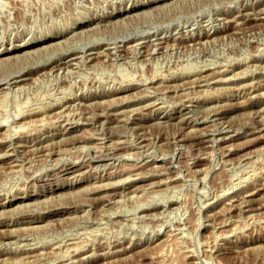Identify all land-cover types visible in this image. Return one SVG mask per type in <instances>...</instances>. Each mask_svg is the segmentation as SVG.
Returning <instances> with one entry per match:
<instances>
[{
    "label": "rangeland",
    "instance_id": "obj_1",
    "mask_svg": "<svg viewBox=\"0 0 264 264\" xmlns=\"http://www.w3.org/2000/svg\"><path fill=\"white\" fill-rule=\"evenodd\" d=\"M188 1L0 0V49L88 24L23 68L29 80L6 88L0 78V264H264V0ZM133 4L144 6L107 19ZM57 103L69 106L63 119L18 128ZM111 106L121 116L93 119ZM59 120L77 128L60 134Z\"/></svg>",
    "mask_w": 264,
    "mask_h": 264
},
{
    "label": "bare ground",
    "instance_id": "obj_2",
    "mask_svg": "<svg viewBox=\"0 0 264 264\" xmlns=\"http://www.w3.org/2000/svg\"><path fill=\"white\" fill-rule=\"evenodd\" d=\"M3 1V0H2ZM16 1V0H15ZM27 1V0H26ZM54 1V0H53ZM144 2H145V0H143ZM149 1V0H148ZM188 1V0H187ZM5 2V1H4ZM8 2V1H7ZM23 2V1H22ZM142 2V1H141ZM163 2V1H162ZM164 2H168V1H164ZM178 2V1H177ZM176 2V3H177ZM189 2V1H188ZM10 3V2H9ZM182 3V2H181ZM1 4V3H0ZM23 4H24V2H23ZM88 4V3H87ZM122 4V3H121ZM164 4V3H163ZM10 5V4H9ZM14 5V4H13ZM91 5V4H90ZM168 5V4H167ZM21 6V5H20ZM142 6H144V4H133V5H131L130 7H128V8H125V10H121V11H115V13L111 16V17H107V19L108 20H110V18H113V16H115V17H117V16H121V15H128L129 13H131V12H134V11H136L139 7H142ZM161 6V5H160ZM171 6V5H170ZM177 6H178V4H177ZM219 6V5H218ZM217 6V7H218ZM29 7V6H28ZM93 7V6H92ZM124 7V6H123ZM163 7V6H162ZM161 7V8H162ZM179 7V6H178ZM146 8H147V6H146ZM160 8V9H161ZM2 9V8H1ZM49 9V8H48ZM54 9V8H53ZM159 9V8H158ZM82 10V9H81ZM141 10V9H140ZM197 10V9H196ZM213 10V9H212ZM113 11V10H112ZM137 11H139V10H137ZM216 11V10H215ZM239 11V10H238ZM7 12V11H6ZM19 12V11H18ZM30 12V11H29ZM94 12V11H93ZM140 12V11H139ZM143 12V11H142ZM163 12V11H162ZM61 13V12H60ZM161 13V12H160ZM203 13V12H202ZM3 14V13H2ZM140 14V13H139ZM138 14V15H139ZM146 14V13H145ZM149 14V13H148ZM264 14V13H263ZM6 15V14H5ZM14 15V14H13ZM25 15H26V13H25ZM133 15V14H132ZM159 15V14H158ZM171 15V14H170ZM258 15V14H257ZM119 16V17H120ZM216 16H218V15H216ZM225 16V15H224ZM251 16V15H250ZM253 16V15H252ZM44 17H46V16H44ZM51 17V16H50ZM56 17V16H55ZM62 17V16H61ZM88 17V16H87ZM119 17H118V19H119ZM127 17V16H126ZM135 17H136V15H135ZM53 18V17H52ZM154 18V17H153ZM225 18V17H224ZM227 18V17H226ZM61 19V18H60ZM117 19V18H116ZM253 19H255V18H253ZM258 19H262V20H264V17H259ZM18 20V19H17ZM47 20V19H46ZM53 20V19H52ZM89 20V19H88ZM90 20H92L93 21V19H90ZM106 20V19H105ZM115 20V19H114ZM125 20V19H124ZM164 20H166V19H164ZM238 20V19H237ZM113 21V20H112ZM119 21V20H118ZM122 22H123V20H121ZM120 21V22H121ZM141 21V20H140ZM144 21V20H143ZM227 21H234L233 19H232V17H231V19L230 20H227ZM253 21V20H252ZM32 22V21H31ZM53 22V21H52ZM75 22V21H74ZM99 22V21H98ZM106 22H107V20H106ZM115 22V21H114ZM126 22V21H125ZM236 22V21H235ZM12 23V22H11ZM24 23V22H23ZM41 23V22H40ZM76 23V22H75ZM87 23V20L85 21V19L84 20H79V22L77 23V26L76 27H74V28H69L68 29V32L67 33H65V34H59L58 32H56V33H51V34H49L48 33V35H45V36H43V37H39V38H34V37H30V38H28V39H26V40H22L21 42H19V43H15V44H11V45H9L8 47L6 46L5 47V45H2L3 47L0 49V78L3 80H6L5 81V83H3V84H5L6 85V88L7 87H9V86H11V85H14V84H16V83H19V82H23V81H26V80H29V73H30V71L29 72H22L21 73V71L23 70V68L25 69V67H27L29 64H31V62H33L34 60H37V59H39V58H43V56L44 55H46V54H48L49 52H55V48H60V47H62V44L64 43V41L66 40L65 38H66V34H68V33H73V31L75 30L76 31V29L77 28H83V27H85V26H87L88 24H86ZM111 23V22H110ZM145 22H143V24H144ZM193 23V22H192ZM206 23V22H205ZM101 24V23H100ZM104 24H106V23H104ZM178 24V23H177ZM230 24V23H229ZM39 25V24H38ZM112 25V24H111ZM226 25V24H225ZM21 26V25H20ZM24 26V25H23ZM36 26V25H35ZM45 26V25H44ZM99 26V25H98ZM194 26V25H193ZM231 26V25H230ZM28 27V26H27ZM114 27V26H113ZM188 27V26H187ZM19 28V27H18ZM37 28V27H36ZM92 28V27H91ZM96 28V27H95ZM98 28V27H97ZM109 28V27H108ZM129 28V27H128ZM147 28V27H146ZM168 28V27H167ZM85 29H87V28H85ZM121 29V28H120ZM150 29V28H149ZM208 29V28H207ZM96 30V29H95ZM128 30V29H127ZM14 31V30H13ZM27 31V30H26ZM80 31V30H79ZM129 31V30H128ZM210 31V30H209ZM81 32H83L82 30H81ZM86 32V31H85ZM130 32V31H129ZM132 32V31H131ZM199 32V31H198ZM193 33V32H192ZM215 32H213V33H211V34H214ZM47 34V33H46ZM123 34V33H122ZM70 35V34H69ZM79 35V34H78ZM98 35V34H97ZM137 35V34H136ZM197 35V34H196ZM217 35V34H216ZM40 36V35H39ZM93 36V35H92ZM92 36H91V38H92ZM120 36V35H119ZM123 36V35H122ZM70 37V36H69ZM68 37V38H69ZM101 37V36H100ZM118 37V36H117ZM79 38V37H78ZM81 38V37H80ZM79 38V39H80ZM90 38V39H91ZM104 38V37H103ZM107 38V37H106ZM199 38V37H198ZM62 39V40H61ZM71 39V38H70ZM89 39V40H90ZM93 39V38H92ZM117 39V38H116ZM215 39V38H214ZM87 40V39H86ZM104 40V39H103ZM198 40V39H197ZM201 40V39H200ZM199 40V41H200ZM212 40V39H211ZM66 41H68V40H66ZM71 41V40H70ZM78 41V40H77ZM107 41V40H106ZM109 41V40H108ZM113 41H114V39H113ZM156 41H157V39H156ZM80 42V41H79ZM91 42H92V40H91ZM203 42V41H202ZM205 42V41H204ZM207 42V41H206ZM95 43V42H94ZM121 43V42H120ZM144 43V42H143ZM187 43V42H186ZM185 43V44H186ZM159 44V43H158ZM166 44V43H165ZM184 44V43H183ZM182 44V45H183ZM190 44V43H189ZM201 44V43H200ZM209 44V43H208ZM221 44V43H220ZM64 45V44H63ZM91 45H92V43H91ZM129 45V44H128ZM138 45V44H137ZM173 45V44H172ZM171 45V46H172ZM176 45V44H175ZM191 45H193V44H191ZM203 45V44H202ZM155 46V45H154ZM159 46V45H158ZM260 46V45H259ZM264 46V45H263ZM132 47V46H131ZM166 47V46H165ZM188 47V46H187ZM76 48V47H75ZM104 48V47H103ZM155 48V47H154ZM170 48V47H169ZM189 48V47H188ZM197 48V47H196ZM200 48V47H199ZM207 48V47H206ZM136 49V48H135ZM164 49V48H163ZM182 49V48H181ZM63 50V49H62ZM69 50V49H68ZM172 50V49H171ZM183 50V49H182ZM197 50V49H196ZM65 51H67V50H65ZM71 51V50H70ZM76 51V50H75ZM195 51V50H194ZM201 51V50H200ZM249 51V50H248ZM146 52V51H145ZM206 53V52H205ZM254 53H255V51H254ZM53 54V53H52ZM83 54V53H82ZM124 54V53H123ZM130 54V53H129ZM144 54V53H143ZM171 54V53H170ZM251 54V53H250ZM75 55H77V54H75V53H70L68 56H70V58L67 60V62H69V61H71V60H73V59H75L76 57H75ZM125 55V54H124ZM134 55V54H133ZM177 55H180V54H177ZM260 55V54H259ZM92 56V55H91ZM94 56H96L95 54H94ZM175 56H176V54H175ZM247 56V55H246ZM81 57V56H80ZM204 57V56H203ZM243 57V56H242ZM85 58V57H84ZM98 58V57H97ZM167 58V57H166ZM180 58V57H179ZM210 58V57H209ZM212 58V57H211ZM245 58V57H244ZM246 58H248V57H246ZM245 58V59H246ZM50 59V58H49ZM88 59V58H87ZM164 59V58H163ZM177 59V58H176ZM44 60V59H43ZM95 60V59H94ZM125 60H127V59H125ZM140 60V59H139ZM150 60V59H149ZM169 60V59H168ZM212 60V59H211ZM210 60V61H211ZM216 60V59H215ZM224 60V59H223ZM222 60V62H224ZM237 60V59H236ZM48 61V60H47ZM97 61V60H96ZM120 61V60H119ZM156 61H158V60H156ZM161 61V60H160ZM198 61V60H197ZM203 61V60H202ZM205 61H208V60H205ZM209 61V62H210ZM213 61V60H212ZM221 61V60H220ZM226 61V60H225ZM232 61H233V59H232ZM259 61V60H258ZM90 62V61H89ZM159 62V61H158ZM214 62V61H213ZM60 63V60H54L52 63H50L49 65H48V67L50 68V69H52V68H54V67H59L58 66V64ZM71 63H73L72 61H71ZM91 63H92V61H91ZM99 63V62H98ZM146 63V62H145ZM163 63V62H162ZM202 63V62H201ZM240 63V62H239ZM68 64V63H67ZM191 64H193V63H191ZM204 64V63H203ZM258 64V63H257ZM22 65H25V66H22ZM33 65V64H32ZM63 65H65V64H63ZM74 65V64H73ZM160 65V64H159ZM168 65V64H167ZM180 65V64H179ZM194 65V64H193ZM199 65H200V63H199ZM259 65H261L260 63H259ZM44 66V65H43ZM62 66V65H61ZM68 66V65H67ZM66 66V67H67ZM198 66V65H197ZM203 66V65H202ZM246 66H248V65H246ZM253 66V65H252ZM263 66V65H262ZM71 67V66H70ZM82 67V66H81ZM84 67V66H83ZM161 67V66H160ZM163 67V66H162ZM173 67V66H172ZM191 67V66H190ZM15 68V69H14ZM177 68V67H176ZM175 67H174V69H176ZM180 68V67H179ZM192 68V67H191ZM203 67H201V69H202ZM218 68V67H217ZM11 69H13V71L12 72H14V73H16V72H18V73H21V74H18V75H15V76H12V77H8V71L10 72V70ZM64 69V68H63ZM81 69V68H80ZM160 69V68H159ZM162 69V68H161ZM160 69V70H161ZM165 69V68H164ZM164 69H162V70H164ZM219 69V68H218ZM218 69H217V71H218ZM225 69V68H224ZM263 69V68H262ZM58 70V69H57ZM171 70V69H170ZM180 70V69H179ZM184 70V69H183ZM195 70V69H194ZM252 70V69H251ZM45 71V70H44ZM50 71H52V70H50ZM77 71H78V69H77ZM165 71V70H164ZM169 72V71H168ZM188 72V71H187ZM197 72V71H196ZM247 72V71H246ZM44 73V72H43ZM195 73V72H194ZM237 73V72H236ZM248 73V72H247ZM154 74V73H153ZM158 74V73H157ZM166 74V73H165ZM162 75V74H161ZM220 75V74H219ZM229 75V74H228ZM34 76V75H33ZM154 76V75H153ZM205 76V75H204ZM218 76V75H217ZM217 76H216V78H217ZM160 77V76H159ZM162 77V76H161ZM143 79H144V77H142ZM192 78V77H191ZM190 78V79H191ZM212 78L213 77H207V78H204L203 80H202V82H205L206 84H208V83H211V82H213V81H211L212 80ZM33 79H35V78H33ZM142 79V80H143ZM147 79H148V77H147ZM225 79V78H224ZM36 80V79H35ZM183 80V79H182ZM140 81V80H139ZM189 81V80H188ZM215 81H217V79L215 80ZM263 81V80H262ZM37 82V81H36ZM76 82V81H75ZM144 82V81H143ZM176 82V81H175ZM178 82H179V80H178ZM198 82V81H197ZM201 82V81H200ZM24 83V82H23ZM181 84H182V82H180ZM122 84V83H121ZM176 84H178V83H176ZM199 84H201V83H199ZM213 84V83H212ZM260 84V83H259ZM2 85V84H1ZM224 85V84H223ZM233 85H234V83H233ZM254 85V84H253ZM80 86V85H79ZM205 86V85H204ZM231 86V85H230ZM263 86V85H262ZM154 87H155V85H154ZM175 87V86H174ZM13 88V87H12ZM17 88H18V86H17ZM168 88V87H167ZM200 88V87H199ZM205 88H207V87H205ZM237 88V87H236ZM257 88V87H256ZM1 89V88H0ZM3 89V88H2ZM15 89V88H14ZM108 89V88H107ZM19 90V89H18ZM156 90V89H155ZM189 90V89H188ZM187 90V91H188ZM241 90V89H240ZM249 90V89H248ZM255 90V89H254ZM254 90H252V91H254ZM1 91V90H0ZM8 91V90H7ZM136 91V90H135ZM185 91V90H184ZM184 91H182V92H184ZM193 91V90H192ZM196 91V90H195ZM238 91V90H237ZM245 91V90H244ZM258 91V90H257ZM259 91H261V90H259ZM264 91V90H263ZM78 92V91H77ZM158 92H159V90H158ZM164 92V91H163ZM175 92V91H174ZM180 92V91H179ZM182 92H180V93H182ZM242 92V91H241ZM240 92V93H241ZM3 93V92H2ZM69 93V92H68ZM121 93V92H120ZM135 93V92H134ZM133 93V94H134ZM202 93V92H201ZM200 93V94H201ZM255 93H256V91H255ZM257 93H259V92H257ZM257 93H256V95H257ZM173 94V93H172ZM245 94V93H244ZM260 94H261V92H260ZM262 94H263V92H262ZM115 95V94H114ZM121 95H123V94H121ZM135 95V94H134ZM160 95V94H159ZM174 95V94H173ZM248 95V94H247ZM69 96V95H68ZM117 96H119V94L117 95ZM187 96V95H186ZM193 96H194V94H193ZM121 97V99H122V96H119V98ZM127 97H125V99H126ZM167 98H168V96H167ZM183 98V97H182ZM185 98V97H184ZM189 98V97H188ZM248 98V97H247ZM2 99V98H1ZM0 99V100H1ZM79 100L77 103H79L81 100H82V98L81 97H78V98H76L75 100H74V102H76V100ZM92 99V98H91ZM111 99H113V97L111 98ZM124 99V100H125ZM178 99H179V97H178ZM101 100V99H100ZM113 100H115L116 101V98H115V96H114V99ZM112 100V101H113ZM118 100H120V99H118ZM123 100V99H122ZM150 100V99H149ZM148 100V101H149ZM154 100V99H153ZM181 100V99H180ZM91 101V100H90ZM109 101H111V100H108V102ZM111 101V102H112ZM177 101V100H176ZM69 102V101H68ZM86 102V101H85ZM110 102V103H111ZM122 102V101H121ZM253 102V101H252ZM255 102V101H254ZM89 103V102H88ZM109 103V104H110ZM117 103V102H116ZM145 104H146V102H144ZM186 103V102H185ZM42 104H44V103H42ZM49 104V103H48ZM70 104V103H69ZM100 104H102V103H100ZM145 104H144V106H145ZM96 105V104H95ZM156 105V104H155ZM44 106H46V105H44ZM89 106V105H88ZM110 106V105H109ZM200 106V105H199ZM67 107H69L66 103H63L62 105H58V103L52 108V109H46V110H44V111H33L31 114H29V116L27 117L28 118V121H26V122H22L21 123V125L18 127V128H20L22 125H23V123H26L25 125H29V123H33V122H35V121H45L46 119H52L53 117L54 118H61V119H63L62 118V113L64 112V111H66L67 110ZM75 107V106H74ZM141 107V106H140ZM147 107V106H146ZM219 107V106H218ZM34 108V107H33ZM145 108V107H144ZM147 108H149V107H147ZM193 108V107H192ZM191 108V109H192ZM207 108V107H206ZM100 109H102L101 107H100ZM119 109V108H118ZM117 108H115V107H109L104 113H98V114H96L95 116H94V118L93 119H97V120H100V118L102 117V118H105V120L106 121H109V120H111V119H116V117L117 116H119L120 115V111H117L118 110ZM197 109V108H196ZM219 109V108H218ZM41 110V109H40ZM76 110V109H75ZM121 110V109H120ZM179 110V109H178ZM260 110V109H259ZM258 110V111H259ZM16 111V110H15ZM31 111V110H30ZM73 111H74V109H73ZM85 111V110H84ZM173 111V110H172ZM199 111V110H198ZM19 112V111H18ZM130 112V111H129ZM132 112H134V111H132ZM148 112V111H147ZM257 112V111H256ZM1 113H4V112H2L1 111ZM0 113V114H1ZM14 113H16V112H14ZM84 113V112H83ZM94 113V112H93ZM259 113V112H258ZM19 114V113H18ZM64 114H65V112H64ZM127 114V113H126ZM138 114V113H137ZM190 114V113H189ZM6 115H8V114H6ZM16 115V114H15ZM172 115V114H171ZM204 115V114H203ZM252 115V114H251ZM264 115V114H263ZM121 116V115H120ZM127 116V115H126ZM137 116V115H136ZM149 116V115H148ZM159 116V115H158ZM183 116V115H182ZM196 116V115H195ZM199 116V115H198ZM85 117H86V115H85ZM151 117V116H150ZM26 118V119H27ZM122 118H124V115H123V117ZM125 118H127V117H125ZM124 118V119H125ZM142 118V117H141ZM190 118V117H189ZM263 117L261 116V119H262ZM45 119V120H44ZM57 119V120H58ZM75 119V118H74ZM87 119V118H86ZM167 119V118H166ZM4 120V119H3ZM3 120H1L0 121V124L2 123V122H4ZM10 120V119H9ZM47 120V121H48ZM125 120H127V119H125ZM144 120V119H143ZM153 120V119H152ZM151 120V121H152ZM187 120V119H186ZM7 121V120H6ZM21 121H23V120H21ZM25 121V120H24ZM60 121V123L61 122H64V120H59ZM119 121V120H118ZM123 121V120H122ZM154 121V120H153ZM164 121V120H163ZM169 121V120H168ZM46 122V121H45ZM115 122V121H114ZM137 122V121H136ZM139 122V121H138ZM160 122H161V120H160ZM159 122V123H160ZM186 122V121H185ZM262 122V121H261ZM12 123H14V121L12 122ZM16 123V122H15ZM19 123V122H18ZM36 123H39V122H36ZM44 123V122H43ZM42 123V124H43ZM120 123V122H119ZM166 123V122H165ZM169 123V122H168ZM254 123V122H253ZM41 124V123H40ZM56 124V123H55ZM63 123H61V124H59L60 125V127H62V129H63V131L61 130V129H59L60 130V134L61 133H63V132H69V131H71L72 129H75V128H77V126L76 125H72V124H70V123H65V124H63ZM147 124V123H146ZM162 124V123H161ZM164 124V123H163ZM11 125V124H10ZM19 124H17V126H18ZM110 125V124H109ZM118 125V124H117ZM122 125V124H121ZM135 125V124H134ZM172 125V124H171ZM181 125V124H180ZM9 126V125H8ZM13 125H11L10 127L12 128V129H14L13 127H12ZM24 126V125H23ZM31 126H34V123L31 125ZM112 126V125H111ZM173 126V125H172ZM208 126V125H207ZM30 127V126H29ZM81 127V126H80ZM186 127V126H185ZM210 127V126H209ZM226 127V126H225ZM263 127V126H262ZM10 128V129H11ZM16 128V127H15ZM18 128H16V130L14 129V130H10L11 131V134H13L12 133V131L14 132V134H16L17 133V131H18ZM113 128V127H112ZM184 128V127H183ZM124 129V128H123ZM194 130H195V128H193ZM205 129V128H204ZM212 129V128H211ZM226 129V128H225ZM9 130V129H8ZM48 130V129H47ZM88 130V129H87ZM178 130V129H177ZM189 130V129H188ZM251 130V129H250ZM46 131V130H45ZM48 131H50V130H48ZM75 131V130H74ZM85 131V130H84ZM83 131V132H84ZM201 131V130H200ZM208 131V130H207ZM225 131H228V130H225ZM262 131V130H261ZM9 132V131H8ZM44 132V131H43ZM56 132V131H55ZM76 132V131H75ZM91 132V131H90ZM183 132V131H182ZM184 132H185V130H184ZM189 132H190V130H189ZM201 132H203V131H201ZM6 133V132H5ZM49 133V132H48ZM87 133V132H86ZM130 133V132H129ZM204 133V132H203ZM216 133V132H215ZM228 133V132H227ZM231 133V132H230ZM10 134V133H9ZM9 134H8V136H9ZM47 134V133H46ZM51 134V133H50ZM69 134V133H68ZM67 134V135H68ZM173 134V133H172ZM196 134H198V133H196ZM66 135V136H67ZM73 135V134H72ZM132 135V134H131ZM175 135V134H174ZM184 135V134H183ZM186 135V134H185ZM208 135L209 134H203L202 135V137H203V141H205V140H207L206 138L208 137ZM3 136H5V135H3ZM13 136V135H12ZM99 136V135H98ZM188 136V135H187ZM221 136V135H220ZM219 136V137H220ZM226 136H229V135H226ZM13 137H16V136H13ZM47 137V135H45L44 136V138H42V139H45ZM73 137V136H72ZM71 137V138H72ZM190 137V136H189ZM202 137H200V138H202ZM212 137V136H211ZM0 138H2V137H0ZM109 138V137H108ZM130 138V137H129ZM222 138H225L224 136H222ZM40 139L41 138H38L37 140H36V138L35 137H33L31 140H26V143L28 142V145L29 146H32V145H36L37 143H39L40 142ZM47 139V138H46ZM59 139H61V138H59ZM81 139V138H80ZM123 139V138H122ZM125 139V138H124ZM214 139V138H213ZM49 140V139H48ZM146 140V139H145ZM168 140V139H167ZM228 140V139H227ZM16 141V140H15ZM19 141V140H18ZM52 141V140H51ZM60 141V140H59ZM58 141V142H59ZM79 141V140H78ZM100 141V140H99ZM211 141V140H210ZM3 142H5V140H3V138L2 139H0V148H3V146H4V144L5 143H3ZM17 142V141H16ZM15 142V143H16ZM23 142V141H22ZM45 142H47V141H45ZM63 142V141H62ZM84 142V141H83ZM221 142V141H220ZM19 143V142H18ZM25 143V142H24ZM25 143V144H26ZM42 143V142H41ZM109 143H110V141H109ZM190 143V142H189ZM215 143V142H214ZM225 143V142H224ZM9 144V143H8ZM14 144V143H13ZM47 144V143H46ZM96 144V143H95ZM108 144V143H107ZM116 144H117V142H116ZM143 144V143H142ZM210 144V143H209ZM15 145V144H14ZM39 145V144H38ZM77 145V144H76ZM79 145V144H78ZM82 145V144H81ZM122 145V144H121ZM134 145V144H133ZM144 145V144H143ZM37 146V145H36ZM89 146V145H88ZM91 146V145H90ZM109 146V145H108ZM198 146V145H197ZM6 147V146H5ZM8 147L10 148V150L11 151H17L16 149H17V146H10V145H8ZM7 147V148H8ZM45 147V146H44ZM47 147V146H46ZM85 147V146H84ZM97 147V146H96ZM103 147V146H102ZM105 147V146H104ZM174 147V146H173ZM212 147V146H211ZM6 148V149H7ZM33 148H36L35 146L33 147ZM37 148H40L39 146L37 147ZM53 148V147H52ZM95 148V147H94ZM100 148V147H99ZM227 148V147H226ZM20 149V148H19ZM28 149V148H27ZM29 149H31V148H29ZM44 149V148H43ZM58 149H60L59 147H58ZM86 149V148H85ZM89 149V148H88ZM102 149V148H101ZM125 149V148H124ZM205 149V148H204ZM208 149V148H207ZM4 150V149H3ZM32 150H34V149H32ZM40 150H42V149H40ZM55 150V149H54ZM61 150H62V147H61ZM72 150V149H71ZM78 150H80V149H78ZM92 150V149H91ZM111 150V149H110ZM109 150V151H110ZM126 150V149H125ZM199 150V149H198ZM8 151V150H7ZM24 151V150H23ZM22 151V152H23ZM56 151V150H55ZM119 151V150H118ZM117 151V152H118ZM174 151V150H173ZM49 152V151H48ZM58 152V151H57ZM198 152V151H197ZM209 152V151H208ZM211 152H213V151H211ZM210 152V153H211ZM7 153H10V152H7ZM98 153V152H97ZM134 153V152H133ZM200 153V152H199ZM227 153V152H226ZM39 154V153H38ZM55 154H56V152H55ZM89 154V153H88ZM4 155V157H8V158H5V159H9V162L12 164V162L13 161H16V158H14V160H11L10 159V155H8V154H6V153H4L3 154ZM14 156H15V154H13ZM33 155V154H32ZM122 155V154H121ZM130 155V154H129ZM206 155H208V154H206ZM131 156H133V155H131ZM162 156V155H161ZM42 157H44V156H42ZM200 157H202V156H200ZM59 158V157H58ZM84 159V158H83ZM82 159V160H83ZM162 159V158H161ZM204 159V158H203ZM171 160V159H170ZM192 160H194V159H192ZM225 160V159H224ZM149 161H151V160H149ZM144 162V161H143ZM138 163V162H137ZM152 163V162H151ZM174 163V162H173ZM234 163V162H233ZM240 163V162H239ZM10 164V165H11ZM48 164V163H47ZM71 164V163H70ZM96 164V163H95ZM153 164V163H152ZM229 164V163H228ZM237 164V163H236ZM245 164V163H244ZM29 165V164H28ZM224 165V164H223ZM3 166V165H2ZM13 166V165H12ZM19 166V165H18ZM105 166V165H104ZM148 166V165H147ZM152 166V165H151ZM9 167V166H8ZM29 167V166H28ZM71 167V166H70ZM92 167V166H91ZM127 167V166H126ZM144 167V166H143ZM155 167V166H154ZM4 168V167H3ZM11 168V167H10ZM16 168V167H15ZM26 168V167H25ZM63 168V167H62ZM96 168H97V166H96ZM140 168V167H139ZM148 168V167H147ZM159 168V167H158ZM157 168V169H158ZM8 169V168H7ZM30 169V168H29ZM34 169V168H33ZM72 169V168H71ZM117 169V168H116ZM149 169V168H148ZM156 169V168H155ZM163 169V168H162ZM15 170V169H14ZM27 170V169H26ZM67 170V169H66ZM69 170V169H68ZM97 170V169H96ZM127 170V169H126ZM134 170V169H133ZM139 170V169H138ZM152 170V169H151ZM154 170V169H153ZM152 170V171H153ZM196 170V169H195ZM43 171V170H42ZM78 171V170H77ZM137 171V170H136ZM147 171H149V170H147ZM160 171H161V169H160ZM159 171V172H160ZM199 171V170H198ZM24 172V171H23ZM76 172V171H75ZM110 172V171H109ZM155 172V171H154ZM157 172V171H156ZM14 173V172H13ZM61 173V172H60ZM81 173V172H80ZM102 173V172H101ZM100 173V174H101ZM153 173V172H152ZM158 173V172H157ZM28 174H29V172H28ZM64 174V173H63ZM120 174V173H119ZM129 174H131V173H129ZM128 175V174H127ZM127 175H126V177H127ZM133 175V174H132ZM166 175V174H165ZM180 175V174H179ZM129 176V175H128ZM143 176V175H142ZM167 176V175H166ZM177 176V175H176ZM175 176V177H176ZM1 177V176H0ZM93 177V176H92ZM109 177H110V175H109ZM123 177V176H122ZM145 177V176H144ZM152 177V176H151ZM244 177V176H243ZM124 178V177H123ZM171 178H172V176H171ZM71 179V178H70ZM126 179V178H125ZM140 179V178H139ZM68 180V179H67ZM73 180V179H72ZM110 180V179H109ZM109 180H107L106 179V181H108V182H110ZM118 180V179H117ZM116 180V181H117ZM134 180V179H133ZM165 180V179H164ZM166 180H167V178H166ZM31 181V180H30ZM64 181V180H63ZM106 181L104 182V183H102V184H105L106 183ZM115 181V182H116ZM246 181V180H245ZM111 182H112V180H111ZM111 182H110V184H111ZM114 182V181H113ZM132 182V181H131ZM39 183V182H38ZM92 183V182H91ZM94 183V182H93ZM159 183V182H158ZM162 183V182H161ZM240 183V182H239ZM24 184V183H23ZM47 184V183H46ZM58 184H59V182H58ZM113 184V183H112ZM163 184H164V182H163ZM99 185H101V183H99ZM108 184L106 183V185L105 186H107ZM130 185V184H129ZM133 185V184H132ZM140 185V184H139ZM13 187V186H12ZM55 187V186H54ZM101 187V186H100ZM104 187V186H103ZM134 187V186H133ZM228 188V187H227ZM260 188V187H259ZM53 189V188H52ZM85 189V188H84ZM121 189H122V187H121ZM132 190V189H131ZM138 190V189H137ZM151 190V189H150ZM11 191V190H10ZM78 192H79V190H77ZM132 191H134V190H132ZM228 191V190H227ZM226 191V192H227ZM260 190L259 189H256L255 191H253V190H251V191H248L247 192V194H246V196L248 197V196H253V194L254 193H256L257 194V192H259ZM112 192H114V191H112ZM125 192H126V190H125ZM128 192V191H127ZM136 192V191H135ZM152 192V191H151ZM150 192V193H151ZM5 193V192H4ZM25 193V192H24ZM52 193V192H51ZM55 193V192H54ZM57 193V192H56ZM71 193H73L72 192V190H71ZM76 193V192H75ZM107 193V192H106ZM144 193V192H143ZM225 193V192H224ZM223 193V194H224ZM27 194V193H26ZM36 194V193H35ZM53 194V193H52ZM126 194V193H125ZM134 194V193H133ZM259 194V193H258ZM44 195V194H43ZM58 195V194H57ZM110 195V194H109ZM112 195V194H111ZM138 195V194H137ZM156 195V194H155ZM243 195V194H242ZM46 196V195H45ZM56 196V195H55ZM105 196V195H104ZM120 196V195H119ZM123 196V195H122ZM129 196V195H128ZM13 197V195L11 196V198ZM23 197H24V195H23ZM33 197V196H32ZM231 197V196H230ZM242 197H244V195L242 196ZM25 198H27L26 196H25ZM109 198V197H108ZM118 198V197H117ZM125 198V197H124ZM130 198V197H129ZM131 198H132V195H131ZM6 199V198H5ZM14 199V198H13ZM39 199H41L42 200V198H39ZM81 199H82V197H81ZM119 199V198H118ZM135 199V198H134ZM174 199V198H173ZM231 199V198H230ZM245 199V198H244ZM44 200V199H43ZM128 200V199H127ZM130 200V199H129ZM228 200V199H227ZM226 200V201H227ZM246 200H247V198H246ZM13 200H9V201H7V204H10L11 202H12ZM33 201V200H32ZM35 201H37V200H34V203H35ZM39 202H38V205H40V200H38ZM64 201V200H63ZM3 202V201H2ZM42 202H44V201H42ZM54 202V201H53ZM60 202V201H59ZM62 202V201H61ZM107 202V201H106ZM247 202V201H246ZM22 203H24V202H22ZM21 203V204H22ZM45 203V202H44ZM105 203V202H104ZM104 203H102V204H104ZM165 203V202H164ZM169 203H171V202H169ZM21 204H19V205H21ZM29 204V203H28ZM33 204V203H32ZM61 204H63V203H61ZM152 204V203H151ZM179 204V203H178ZM242 204V203H241ZM4 205V204H3ZM2 205V206H3ZM23 205V204H22ZM176 205V204H175ZM229 205V204H228ZM5 206V205H4ZM18 206V205H17ZM27 207H28V205H26ZM32 206V205H31ZM56 206H58V205H56ZM103 206V205H102ZM105 206V205H104ZM150 206V205H149ZM30 207V206H29ZM33 207V206H32ZM45 207V206H44ZM52 207V206H51ZM165 207V206H164ZM171 207V206H170ZM226 207V206H225ZM232 207V206H231ZM6 208V207H5ZM9 208H12V207H9ZM15 208V207H14ZM31 208V207H30ZM67 208V207H66ZM103 208H105V207H103ZM148 208V207H147ZM21 209H22V207H21ZM29 209V208H28ZM32 209V208H31ZM94 209V208H93ZM107 209V208H106ZM111 209V208H110ZM16 210H18V209H16ZM27 210V209H26ZM62 210H64V209H62ZM86 210V209H85ZM103 210V209H102ZM109 210V209H108ZM165 210V209H164ZM259 210V209H258ZM5 211V210H4ZM3 211V212H4ZM6 211H8V210H6ZM23 211V210H22ZM156 211V210H155ZM1 212H2V210H1ZM17 212H19V210L17 211ZM27 212V211H26ZM25 212V213H26ZM6 213H8V212H6ZM20 213V212H19ZM28 213V212H27ZM88 213V212H87ZM161 213V212H160ZM238 213V212H237ZM3 214V213H2ZM5 214V213H4ZM57 214H59L58 212H56V213H54V214H52L51 216H54V215H57ZM111 214V213H110ZM113 214V213H112ZM140 214V213H139ZM144 214V213H143ZM153 214H155V213H153ZM224 214V213H223ZM251 214V213H250ZM252 214H254V213H252ZM15 215V214H14ZM80 215V214H79ZM248 216H249V214H247ZM38 216V215H37ZM49 216V215H48ZM60 216V215H59ZM152 216V215H151ZM154 216V215H153ZM232 216V215H231ZM257 216V215H256ZM111 217V216H110ZM230 217V216H229ZM228 217V218H229ZM239 217V216H238ZM237 217V218H238ZM26 218V217H25ZM24 218V219H25ZM29 218V217H28ZM39 218V217H38ZM63 218V217H62ZM72 218V217H71ZM42 219V218H41ZM57 219H59V218H57ZM61 219V218H60ZM233 219V218H232ZM250 219H251V217H250ZM2 220V219H1ZM228 220V219H227ZM235 220H236V218H235ZM235 220H234V222H235ZM26 221H28L29 223H34V222H38V219H30V220H26ZM45 221V220H44ZM48 221V220H47ZM51 221H53V220H51ZM3 222V221H2ZM18 222V221H17ZM43 222V221H42ZM222 222V221H221ZM228 222V221H227ZM4 223V222H3ZM25 223V222H24ZM37 224V223H36ZM230 224V223H229ZM22 225H25V224H22ZM28 225V224H27ZM32 226V228H33V224H31ZM38 225V228L37 229H39L40 227H39V225H40V223L39 224H37ZM37 225H35V227L37 226ZM44 225H46L45 223H44ZM29 226V225H28ZM41 226V225H40ZM43 226V225H42ZM48 226V225H47ZM92 226V225H91ZM178 226V225H177ZM220 226V225H219ZM20 227H21V225H20ZM182 227V226H181ZM180 227V228H181ZM4 228V227H3ZM6 228H7V226H6ZM1 229V228H0ZM10 229V228H9ZM8 229V230H9ZM12 229V230H11ZM10 230L13 232L14 231V229H16V227H14V228H11ZM176 229V228H175ZM17 230H19V229H17ZM29 230V229H28ZM182 230V229H181ZM9 232V231H8ZM20 234V233H19ZM15 236V235H14ZM21 236V235H20ZM20 236H18L19 238H20ZM173 236H175V235H173ZM17 236H16V238H18ZM4 238V237H3ZM10 238V237H9ZM34 239V238H33ZM62 239V238H61ZM131 239V238H130ZM142 239V238H141ZM24 240H27V239H25L24 238ZM18 241V240H17ZM21 241H23V240H21ZM28 241V240H27ZM32 241V240H31ZM68 241V240H67ZM72 241V240H71ZM76 241V240H75ZM20 242V241H19ZM47 242V241H46ZM60 242V241H59ZM116 242V241H115ZM63 243H65V242H63ZM74 243V242H73ZM72 243V244H73ZM35 244V243H34ZM75 246V245H74ZM74 246H73V248H74ZM76 246H77V244H76ZM121 246V245H120ZM133 246V245H132ZM131 246V247H132ZM145 246V245H144ZM49 247V246H48ZM66 247V246H65ZM69 247V246H68ZM109 247V246H108ZM116 247V246H115ZM119 247V246H118ZM135 247V246H134ZM11 248V247H10ZM70 248V247H69ZM126 248H127V246H126ZM119 249H121V248H119ZM124 249V248H123ZM11 250V249H10ZM112 250H113V248H112ZM114 250H115V248H114ZM132 250V249H131ZM136 250V249H135ZM64 251V250H63ZM66 251V250H65ZM76 251V250H75ZM74 251V252H75ZM78 251V250H77ZM109 251H110V249H109ZM119 251V250H118ZM184 251V250H183ZM188 251V250H187ZM25 252V251H24ZM56 252H58V251H56ZM111 252V251H110ZM113 252V251H112ZM115 252V251H114ZM28 253V252H27ZM128 253V252H127ZM29 254V253H28ZM33 254V253H32ZM36 254V253H35ZM40 254V253H39ZM67 254V253H66ZM65 254V255H66ZM111 254V253H110ZM192 254V253H191ZM26 255V254H25ZM24 255V256H25ZM30 255V254H29ZM44 255H46V254H44ZM59 255H62V254H59ZM64 255V254H63ZM91 255V254H90ZM108 255V254H107ZM115 255V254H114ZM117 255V254H116ZM23 256V255H22ZM37 256V255H36ZM56 256V255H55ZM70 256V255H69ZM92 256V255H91ZM19 257V256H18ZM32 257V256H31ZM54 257V256H53ZM61 257V256H60ZM6 258H8V257H6ZM33 258V257H32ZM43 258V257H42ZM73 258V257H72ZM2 259V258H1ZM4 259V258H3ZM28 259H30V258H28ZM57 259V258H56ZM8 260V259H7ZM10 260V259H9ZM27 260V259H26ZM42 260V259H41ZM68 260V259H67ZM70 260V259H69ZM4 261V260H3ZM6 261V260H5ZM32 261H34V260H32ZM47 261V260H46ZM52 261V260H51ZM187 261V260H186ZM192 261V260H191ZM21 262V261H20ZM1 263H2V261H1ZM48 264V263H47Z\"/></svg>",
    "mask_w": 264,
    "mask_h": 264
}]
</instances>
